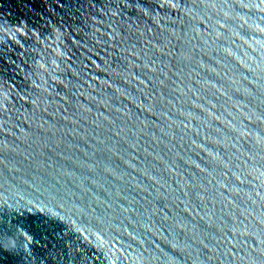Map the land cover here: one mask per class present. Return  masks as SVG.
I'll list each match as a JSON object with an SVG mask.
<instances>
[{
	"label": "water",
	"instance_id": "water-1",
	"mask_svg": "<svg viewBox=\"0 0 264 264\" xmlns=\"http://www.w3.org/2000/svg\"><path fill=\"white\" fill-rule=\"evenodd\" d=\"M0 264H264V0H0Z\"/></svg>",
	"mask_w": 264,
	"mask_h": 264
}]
</instances>
